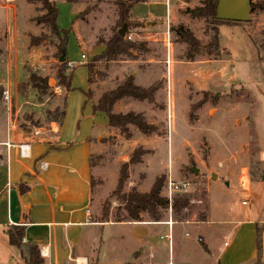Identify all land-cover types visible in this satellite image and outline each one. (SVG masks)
<instances>
[{
    "label": "rangeland",
    "instance_id": "1",
    "mask_svg": "<svg viewBox=\"0 0 264 264\" xmlns=\"http://www.w3.org/2000/svg\"><path fill=\"white\" fill-rule=\"evenodd\" d=\"M50 1L55 3L58 11V29L70 30L75 7L65 0ZM163 1L166 3V0ZM251 2L255 9L247 22L219 23L218 38L222 53L219 60L200 55L193 61H185V45L178 41L175 29L183 27L190 30L203 44L209 41L211 32L203 19H194L189 13L200 7L202 0H188L187 3L184 0H168L169 17L164 20L162 28L157 21L153 29L143 25V28L133 29L127 35L130 41L144 42L146 52L131 51L129 58L121 57L108 64L96 63L89 87L83 64L100 54L99 42L107 40L116 30L117 11L111 0H78L75 3L79 9L73 30L75 35L69 32L66 45V57L74 68L71 85L77 89L70 92L66 99L70 120L77 109V120L82 127V118L86 117L89 102L98 100L103 92L114 88L130 74L134 78L136 75L135 84L139 83L142 87L157 83L160 89L168 81L167 93L160 97L156 93L151 104L122 100L114 107V113L142 114L145 121L153 126V133L145 136L129 126L130 136L126 138L115 130L104 132L101 128L100 140L94 146L92 155L91 221H98L104 209L109 215L121 209L113 194L123 164L128 165L127 181L122 189L124 192L131 189L147 192L156 178L164 176L163 186L168 178L176 182H189V193L182 195L188 198L187 206L206 208V186L210 183H213L208 191L211 204L235 207L241 199L246 198L236 189L231 174L236 171L239 176L240 169L244 167L253 181L261 170L259 161L264 150V10L260 9L264 8V0ZM16 4L17 22L13 21L11 13L7 18L5 10L0 8L1 40L4 29L9 27L36 32L33 23L30 25L26 22L29 14L34 13L32 9L20 2ZM37 31V36L43 34L46 41L39 52L31 50L28 56L31 61H43L45 71H40L36 64L26 66V71L47 78L49 88L45 95L30 88L27 72L25 80L19 83V94L25 95L30 88L35 91V102H46V106L36 114L20 116V129L28 135H37V129L49 123L45 113L49 108H53L51 111L56 107L61 108L64 95L55 79L59 65L55 49L58 39L49 35L46 29ZM81 61L83 64H80ZM172 62L170 69L168 65ZM163 76L167 81H162ZM191 84H200L202 89L197 90ZM87 88L91 92L88 102L79 91H87ZM1 97L0 89V100ZM81 136L82 132L79 131L72 138ZM135 151L140 154L139 163L130 165ZM192 168L197 169L196 176L192 174ZM210 171L215 173V180H209ZM226 180L230 182L228 188L225 187ZM235 183L238 185L237 179ZM166 214L168 218L188 214L186 220L193 215L191 211L183 209L176 212L167 210ZM194 220H197V215ZM104 234L108 237L105 245L108 253L115 247L121 251L127 249L129 243L125 234H119L117 228L106 229ZM23 249L27 251L28 247L23 246ZM20 262L16 248L0 246V264H24Z\"/></svg>",
    "mask_w": 264,
    "mask_h": 264
},
{
    "label": "crops",
    "instance_id": "2",
    "mask_svg": "<svg viewBox=\"0 0 264 264\" xmlns=\"http://www.w3.org/2000/svg\"><path fill=\"white\" fill-rule=\"evenodd\" d=\"M18 2L28 5L34 12L29 14L26 22L33 23L36 32L37 29L44 31L31 21L37 14H42L39 4L4 0L0 1V8L5 10L7 18L11 13L15 22ZM71 5L75 7V13L70 32L75 35L73 30L79 9L78 4ZM168 17L169 6L167 8L163 0H148L131 7L132 20L151 29L157 21L162 28ZM36 32L9 27L4 29L3 39H0V89L7 91L10 98L9 104L0 100V246L12 247L5 231L13 226H23L22 242L38 248L41 264H75V260L80 264H264V150L259 161L261 171L253 181L244 167L239 176L236 171L231 174L236 189L246 197L235 207L211 204L208 191L213 183H210L206 186V208L187 206L183 209L192 212L189 220H186L188 214L168 218L163 212L160 221L156 222L143 217L140 222L117 223L111 216L107 223L91 221L92 155L100 140L101 128L104 132L109 131L107 120L103 114L91 113V101L86 117L82 118L84 128L79 126L77 109L70 120L67 105L60 126L49 122L37 129V135L25 134L20 129V116L36 114L46 106V102L33 100L35 91L32 89L29 88L25 95H20L17 89L26 78V66L36 64L40 71L45 69L43 61H31L28 56L31 50L37 53L42 46H29V36H37ZM66 60L68 66L73 67L67 57ZM173 62L168 65L170 69ZM164 80L167 78L163 76ZM136 85L140 86L139 83ZM191 85L197 90L202 89L200 84ZM169 87H172L171 80ZM167 90L168 81L156 96L166 94ZM169 100L171 102V95ZM79 131L82 136L72 138ZM22 150H25L24 156ZM42 163L46 164L45 170L40 168ZM243 170L247 173L245 190L239 187ZM224 183L228 188L229 180ZM196 215L197 220H194ZM110 228L125 234L129 243L126 250L115 247L110 253L106 251L108 237L104 233ZM258 228L261 229V256L257 263ZM198 238L201 243L196 241ZM19 258L20 263L26 264L20 252Z\"/></svg>",
    "mask_w": 264,
    "mask_h": 264
},
{
    "label": "trees",
    "instance_id": "3",
    "mask_svg": "<svg viewBox=\"0 0 264 264\" xmlns=\"http://www.w3.org/2000/svg\"><path fill=\"white\" fill-rule=\"evenodd\" d=\"M67 3L75 4L78 0H65ZM113 1L116 11L117 19L115 22L116 30H113L110 37L107 40H101L99 45L102 46L100 54L94 56L89 62L83 65L87 70V83L92 84V74L96 63H105L118 61L121 57H131V51H139L141 53L146 52V45L144 42H136L127 40V35L133 29L143 28L144 23L137 22L131 18V7L139 3H145L148 0H111ZM186 3L188 0H184ZM218 0H202L200 7H196L189 11L190 16L194 19H203L206 27L211 32V37L206 44L201 43L194 37L192 32L183 27L175 29V33L178 37V41L185 45L184 59L185 61H193L196 56L206 55L212 57L215 60H219L221 56V48L219 44V30L218 26L221 21L215 19V10ZM29 4H39L41 6V15L32 18V22L41 26L49 32V35L58 39V43L55 46L56 56L59 58L62 53H65V60L63 63H59L55 79L57 80V86L63 90L64 95L62 99L61 108L56 107L53 111H47L46 119L48 122H54L60 126L63 122L66 110V99L70 92L77 89L71 85L74 68L68 69L66 60V45L68 40V34L70 30L58 29L56 21L58 17V11L55 3L50 0H27ZM255 9V6L250 0V13ZM264 10V8H260ZM235 23V22H231ZM125 25V35L121 37L118 34L119 29ZM172 31V28H169ZM46 41V36L40 34L39 36H29V46L37 47ZM28 84L30 88L36 90L40 95H45L49 82L47 78H41L35 74L29 73ZM21 85H18L20 91ZM159 90L157 83L152 84L149 87H142L135 84V78L132 74L126 76L121 82H119L114 88L107 90L101 94V96L92 103L91 113L103 114L107 120V127L109 129L117 131L124 137H129V126L135 128L142 135L148 136L153 133V126L149 125L142 114L128 112L126 114L114 113L115 105L122 100H132L136 102H146L151 104L154 102V97ZM80 93L85 97V101L91 100V92L89 89L83 91L79 89ZM21 95V94H20ZM140 154L135 151L131 156L129 164L139 163ZM92 167V164H91ZM127 169L128 165L123 164L120 168L119 178L116 190L113 196L120 204L121 209L109 215V212L104 209L101 212L99 223H107L110 221V216L113 222H125L133 221L140 222L143 217H147L150 221H160L163 216V212L168 209L167 200L161 195L163 189L164 176L156 178L147 192H139L136 189H131L127 192L122 191L124 184L127 181ZM261 171V170H260ZM92 184V178H91ZM188 205V198L185 196L175 197L171 209L173 212L180 211L186 208ZM8 244L15 247L19 252L22 260L26 264H41L39 251L36 246L23 244V226H13L5 231ZM27 246L25 251L23 246ZM256 248H257V263L260 261L261 256V229L256 231ZM88 264H95L94 262H88Z\"/></svg>",
    "mask_w": 264,
    "mask_h": 264
},
{
    "label": "water",
    "instance_id": "4",
    "mask_svg": "<svg viewBox=\"0 0 264 264\" xmlns=\"http://www.w3.org/2000/svg\"><path fill=\"white\" fill-rule=\"evenodd\" d=\"M250 16V0H218L215 10V19L221 21H230L235 23L247 22ZM118 34L123 37L125 34V25H123ZM65 53L58 58V63H63ZM192 174L196 176L197 169L192 168ZM216 175L209 172V180H215Z\"/></svg>",
    "mask_w": 264,
    "mask_h": 264
},
{
    "label": "built area",
    "instance_id": "5",
    "mask_svg": "<svg viewBox=\"0 0 264 264\" xmlns=\"http://www.w3.org/2000/svg\"><path fill=\"white\" fill-rule=\"evenodd\" d=\"M165 5L167 6L168 8V0H166V3ZM127 40H131L130 37H127ZM82 59H84V56H81ZM2 99H3V102L5 104H9V101H10V98H9V95H8V92L7 91H3L2 92ZM24 153H25V150H22L21 154L24 156ZM40 168L42 170H45L46 169V164L42 163L40 165ZM241 180H239V187L243 190L246 189V184H247V173L245 171V174H243V172L241 173ZM190 184L189 182H186V181H182V182H176L174 180H172L171 178H168L166 180V182L164 183V186H163V189H162V195L163 197L167 200V203H168V211L170 212L171 211V205H172V202L174 200L175 197L177 196H182V195H186L189 193L190 191ZM244 204V203H243ZM88 212V211H87ZM168 224L171 225V222H168ZM188 236V235H186ZM196 241L198 243H201L202 240L201 239H196ZM224 246H227V243H224ZM75 264H80L79 261L75 260Z\"/></svg>",
    "mask_w": 264,
    "mask_h": 264
},
{
    "label": "bare ground",
    "instance_id": "6",
    "mask_svg": "<svg viewBox=\"0 0 264 264\" xmlns=\"http://www.w3.org/2000/svg\"><path fill=\"white\" fill-rule=\"evenodd\" d=\"M243 174H245V172Z\"/></svg>",
    "mask_w": 264,
    "mask_h": 264
}]
</instances>
